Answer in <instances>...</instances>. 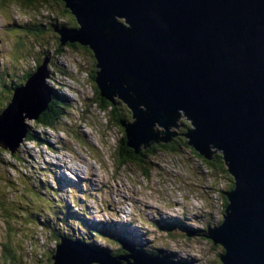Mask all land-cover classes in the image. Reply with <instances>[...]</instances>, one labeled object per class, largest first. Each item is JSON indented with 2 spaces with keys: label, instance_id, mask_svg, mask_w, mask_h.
I'll return each mask as SVG.
<instances>
[{
  "label": "water",
  "instance_id": "obj_1",
  "mask_svg": "<svg viewBox=\"0 0 264 264\" xmlns=\"http://www.w3.org/2000/svg\"><path fill=\"white\" fill-rule=\"evenodd\" d=\"M64 2L80 28L58 30L59 40L89 46L100 95L113 105L118 97L132 110V124L119 121L127 145L138 153L141 146L183 135L207 159L220 152L235 187L226 193L223 220L201 236L223 247L222 264H264V0ZM49 62L45 56L16 87L0 122L38 119L48 108ZM31 103L39 106L20 110ZM182 113L192 127L185 134L169 132V126L178 129ZM25 136L23 127L10 144L3 134L0 147L13 152ZM118 242L129 254L111 257L61 238L51 258L53 264H186Z\"/></svg>",
  "mask_w": 264,
  "mask_h": 264
},
{
  "label": "rangeland",
  "instance_id": "obj_2",
  "mask_svg": "<svg viewBox=\"0 0 264 264\" xmlns=\"http://www.w3.org/2000/svg\"><path fill=\"white\" fill-rule=\"evenodd\" d=\"M36 8H24L25 11H23L16 5H10L9 7L3 5L2 8L0 6V108L8 99L10 92L13 91L12 86L21 82V78L27 72V68L40 61L38 58L53 55V50L48 49L49 54L41 52L39 44L36 42L32 47L26 45L28 41L33 42L35 36L37 41L40 38L46 41L57 38L52 26L53 20L48 19L46 12L38 14L34 12L33 10ZM58 14L60 13L58 12ZM39 22L47 27L42 31L33 30L36 33L34 38L31 35H25L32 32L27 29L24 31L25 34L21 33L23 24L28 23V25L32 26L39 24ZM27 46L28 48H26ZM65 51V56L58 57L57 61L62 63L70 73L65 83L70 85L74 91L70 92L68 90L69 94L71 93L70 95L72 96L77 94L80 102L72 103L69 99H66L68 102L66 103L61 97H57V105L64 108L62 114L66 115L65 118L61 119L62 122L66 123L63 130L60 129V131L56 132L41 126H35L32 119L23 120L18 116L13 119L14 124L11 119L7 124L4 121L0 122V138L4 134L8 137V143L10 144L15 142L18 134L21 135L23 133V127L26 129V133L30 127L35 136L38 133L39 138L43 137L45 138L43 140L49 143H56V140H59L63 147L60 152H55V148L50 149L44 142L40 144V141L35 142L24 139L13 149V153H18L15 156V161L10 155L0 154V158L2 159L3 157L6 164L0 163L2 166L0 175L4 177L6 186L4 190L6 191L5 198L19 206L22 213H25L23 216L28 215L29 218V214L36 215L40 213L38 220H36V216L32 217L36 221H30V219L23 217L18 218L22 220L20 228L16 227L19 232L14 233V236L16 238L18 236V238L16 242H12V250L5 253L4 256L2 243H11V241L4 239L5 231L7 232V228H9L6 227L9 219L3 220L0 215V264H52L50 258L52 252L49 249L55 248L56 245L61 243V238L66 239L76 235L87 236L86 230H81L72 225L74 221L72 224L69 221L61 220L62 223L59 221V219H62V214H60L58 208L67 210V206L62 202L70 205L71 201L77 199L78 194L86 192L85 190H80L77 194L76 192L71 194V188L68 189L67 186L59 187L52 180L51 177L57 179L60 174H63L62 169H67L73 176L72 168L77 169L81 176L87 175L92 183H95L91 187L93 189L97 187L98 173L102 169L105 170V182L109 181L112 184L113 180L111 178L116 176L117 181L124 186L121 189L113 185L103 186L98 193L101 196L106 193L105 197L107 198H110L107 190H110L118 199L121 191L127 193L129 188L133 187V185L131 186V180L137 184L136 190L130 189V192L133 193L130 197L138 202L148 200L143 202L146 207L145 215L147 218L145 217L141 222L143 229L147 232L146 238L149 241L144 247L149 245L150 248H153L151 247L153 244L157 251H163L165 255H170L172 260L176 258L185 259L184 263L186 261L203 262L213 258L221 249L213 244V239L201 236L203 235L202 233L197 234V230L194 231V229L205 226L208 221L211 222L210 226H213L218 221L219 216H222L223 208L220 205L219 196L216 194V190L219 192V189L225 185L222 178H215L214 182L209 181L203 174L205 169L200 166V162H196L193 158L190 159L188 154L179 155L174 160L176 164L171 160H149L151 161V168L148 169L150 175L147 180L141 177L136 168L119 167L116 164L115 152L119 149V138L122 134L116 125H112L111 121H108L106 114L90 100L94 95L92 93L93 88L88 82L85 73V71H88L90 62L87 61L86 56L80 53L75 55L74 52L68 49H65ZM52 69H54L53 66ZM22 73L23 75H21ZM62 76H53L54 86L61 83L60 78ZM65 91L67 90L63 92ZM67 96L69 95L66 94L65 97ZM85 100L90 101V103L85 102ZM32 106L31 103L20 110L23 113L32 112L39 105L36 103L33 109L31 108ZM15 109L13 111L16 114ZM1 112L2 115H6L10 111H8V108H3ZM132 114L131 111V116ZM10 115H12V112ZM27 124L30 126L27 127ZM55 125H58V122ZM11 126L14 127L11 128ZM160 127L164 129V127ZM60 135L64 138H60ZM160 152L166 154L163 150ZM60 155L66 156L61 161L53 158ZM86 155L94 157L96 161L100 162L101 168L98 171L90 169L91 164L85 160L87 159ZM186 164L191 171L189 169L186 170ZM81 170H85V172H81ZM112 171L115 175H111L110 172ZM39 179L40 181H38ZM50 191L55 193L61 205L54 201ZM141 191L143 192L142 194ZM37 195L42 196L39 202L36 201ZM84 195L86 196L87 193H84ZM32 197L35 199L34 202H32ZM109 200L111 201V199ZM73 203L74 205H79V201H74ZM161 207L169 211L172 219H178L179 217L183 219L184 216L186 217L185 227L187 229L185 230V236H179L181 229L176 232L172 230L175 235L167 233L168 229L165 226V219L160 217L153 219V213L158 216L156 211ZM26 209L30 211L27 212ZM46 210H50V213H46ZM17 211L19 212L20 210ZM55 211L59 213L57 216L54 214ZM100 227L113 229V231H123V228H126L128 232L131 231L130 224L125 227L122 223L113 227L109 225ZM12 228L15 229L14 226ZM187 230L194 231L195 235L187 236ZM53 231L58 232L59 235H64L60 237L59 242H56ZM10 239L13 240V237L10 236ZM93 239H95L97 245L109 247L111 244L114 246L106 234H97V237H93ZM88 243L95 244L94 241H89ZM124 251V255L129 254L128 250L124 249Z\"/></svg>",
  "mask_w": 264,
  "mask_h": 264
},
{
  "label": "trees",
  "instance_id": "obj_3",
  "mask_svg": "<svg viewBox=\"0 0 264 264\" xmlns=\"http://www.w3.org/2000/svg\"><path fill=\"white\" fill-rule=\"evenodd\" d=\"M3 5H6L8 7L10 5H16L23 11H25L24 8L37 7L35 10H33L34 12H36L37 14L41 13V12H46V16L48 17V19L53 20L52 26H53V29L55 32V36L57 38H54L52 40L49 39L47 41L40 38L37 41L36 36L34 38V34H36V33L33 30L42 31V30H44V28L47 27V26L43 25V23H41V22H39V24H34L32 26L28 25V23L23 24L22 25L23 30H21V33L25 34L24 33L25 29L32 31L29 34H25V35L26 36L31 35L34 38V40H33V42L28 41L26 45H29L32 47L33 44H35V42H36L39 44V48H40L41 52H47V54H49L48 49L53 50L52 51L53 55L49 56V58H50L49 66L54 67L53 70L55 73H57V75L69 74L68 71L65 69V67L62 65V63L57 61L58 57L65 56V53H66L65 49H68L69 51L74 52L75 55L80 53V54L86 56L87 61L90 62V66L88 68V71H85V73H86L88 82L91 84V86L93 88L92 93L94 94L91 101L94 102L95 105L98 107V109L103 111L105 114H108V111H107L108 108H111L114 106L116 109V113L118 112V114H119V120L117 118H114L113 119L114 122H111L112 125L117 126V129L122 134L121 137L119 138V145H118L119 149H118V151L115 152L116 164L119 167H126V165H128L127 166L128 169H135L136 168L139 171L140 175L147 180L149 175H150L148 169L151 168V166H150L151 161H149V160H151V159L159 160V161L160 160H164V161L165 160H171L173 163L176 164V162H174V160L176 158H178L179 155L188 154L190 156V159L193 158L196 162H200V166L205 169L204 170L205 173H203V174L205 175V178H207L209 181L214 182L215 178H218V177L222 178L225 185H223V188L219 189V192H218V190H216V194L219 196V202L223 208L222 215H223V213H225V208L229 204V199H228L226 193L228 191L233 190V188L235 187V184H234V179H233L232 175L229 173L227 166L225 165V162L222 158V154L220 152H214L211 155V159H207L204 155L200 154L198 152V150H196L194 147L189 145L187 143V138L183 135H176V137H174L173 139H171L168 142L159 141L158 144L156 142H152L149 146H146L144 148H143V146H141L139 148L138 153L134 152L133 147L127 145V135H126V130L124 128L125 126L123 127V125L119 121H120V119L126 118V122L128 121V119H129V122H132L131 121V114H130V112L127 111V110L131 111V109L127 106V104L125 102H123V100H121L118 97L114 98V102L116 100L117 102H120L122 104L118 103V104L113 105L112 102L109 101L106 97L100 95L101 91H100L99 87L97 86V82H96L97 61H96L94 52L90 49L89 46L80 44L77 41L76 42H69L68 41L65 44H61V41L59 40V37H58L59 34H57L58 30L64 29V28H66V29H71V28L78 29V28H80V24L77 21L76 16L73 15L71 13V11H69L66 8L64 0H0L1 8L3 7ZM21 7L22 8L24 7V8L22 9ZM58 12L60 14H58ZM58 19L60 20L59 22H58ZM27 21H25V22H27ZM26 48H28V46ZM43 58H38V60H40V61H38L36 63V65H35L36 67H34V68L28 67L27 72L21 78V82L12 86L13 91H11L10 95H8V99L6 100L5 103H3V105L0 108V111L3 108L7 107V104L9 103L11 97L13 96L15 87L23 84L26 81V79L30 76V74L37 70V67L40 65ZM58 86L61 87L62 86L61 83H59ZM57 97H61V98L65 99L64 98L65 96L63 94H61L59 92V90L58 91L54 90V95L52 97V101L48 105L47 110L42 111L39 114L38 119L32 120L35 126H41L43 128H48V129L50 127H53V128H57L58 130H60V129L63 130V128L65 126V122H62L61 119L65 118L66 115L62 114L64 111V108L59 107L57 105ZM85 102L90 103V101H88V100H85ZM124 110H126L127 112H125ZM129 114H130V116H129ZM107 117L109 118L110 116L107 115ZM56 122H58L57 126H55ZM178 122L181 124V128H182L181 133H178V134H185V132L188 130V128L192 127L191 122L187 119V117L183 113L181 114ZM29 126L30 125L27 124V127H29ZM157 127L159 129H162L160 126H157ZM26 134L27 135L24 138L25 140H32L35 142L40 141V144H42V140L45 139L43 137L39 138L38 133H36V136H35L32 133L30 127L27 130ZM161 150L165 151L166 154H162L160 152ZM16 151H17V149H16ZM0 154L8 155V156L10 155V157L13 158L14 161H15V156L18 155V153L15 154L12 151H10L9 149H4L2 147H0ZM0 163H4V165H6L5 159L3 157H2V159L0 158ZM1 167L2 166L0 165V168ZM188 169L191 171L190 167L186 164V170H188ZM212 176H213V178H212ZM4 182H5L4 177L2 175H0V193L2 192L0 194V215L2 216L3 220L9 219V220H7L8 226H6L9 228H7L8 229L7 232L5 231L4 239L11 241L10 244H9V242H4V244L2 243V247L4 248L3 256L8 251L10 252L12 250L11 244H12V242H16V240L18 238V236H17V238L14 236L15 235L14 233L19 232V229H17V228H20V224L22 223V220H20L18 218L23 217V218L30 219V221L33 220L32 217H34V216H36V220H38L40 218L39 217L40 213H37L36 215H32V214L28 213L29 218H28V215L23 216V215H25V213H22L20 207L17 206L16 204H14L12 201H9L8 198H5L6 191H4V190H5L6 186H5ZM72 190L74 191V189H72ZM50 193L52 194V196L55 195V193L52 191H50ZM53 198H55V197H53ZM41 199H42V196L37 195L36 201L39 202V201H41ZM55 199H57V198H55ZM30 200H32V199H30ZM34 200L35 199L33 198L32 202H34ZM62 203L67 206V210H63V209L58 208V210H60L59 211L60 214H62V219H59V221H61V220L65 221V222L69 221L72 224V222L75 220V216H76V212H74L73 208H72L75 205H74V203H71L72 204V207H71L67 203H64V202H62ZM57 204L61 205L60 202H57ZM17 210H20V211L18 212ZM26 211L29 212L30 210L26 209ZM46 213H50V210H46ZM54 214H55V216H57L59 213L57 211H55ZM78 217H79V219L77 221L79 223L78 226H80V227H82V225L84 226V221H86V219L83 216V211L80 213V215ZM36 220H33V221H36ZM222 220H223V216H219L218 221L215 222L214 225L219 224ZM91 221L93 222V226H91V231L88 233V235L86 234L88 239H85L84 236H77V237H73V236L68 237L67 236V237L69 239H81L84 244L90 245L94 249H96L100 252H105L108 255L109 254L111 255V254L125 253V251L122 248V245L118 242V240L124 239L125 242L128 240V242L130 244L134 245L136 248H139L145 252L152 253V254H159L160 256H166V257L171 258L170 255H165V253L163 251H157L153 244L151 245V247H153V248H150L149 245H148V247H144V245L148 244V243H144V242L141 243L140 241H138L139 240L138 236H136V239H135L134 238L135 233H134V230H132V229L130 232H128L127 229H125L123 231H112V230H108V229H105L103 227H100V226H107V224L100 223V221H96L93 219H91ZM61 223H62V221H61ZM210 223L211 222L208 221L207 224H205V226H202L201 229L197 230V234L198 233L206 234V228H208L211 225ZM98 225H99V227H98ZM13 226L15 227V229L12 228ZM165 226L168 229L166 232L171 234V235H175V232L179 231V229H181V233L179 234V236L183 237V236H185L184 234H186L185 230L187 229V227L183 226L181 224V222L178 221L177 219L166 221ZM93 230L96 231L97 233H95ZM172 230L175 232H173ZM97 234L98 235L99 234H102V235L106 234L107 237L108 236L111 237V241L115 244V246L107 247V246H102V245H95L93 243L89 244L88 240L91 241L93 239V238H91L90 235H95L94 237H96ZM10 236L13 237V240L10 239ZM53 236L55 237L56 242H59L60 237H63L64 235H59L58 232L53 231ZM30 237H31V235H30ZM213 244H215V243H213ZM215 246H217L219 249H221V251L220 252L218 251L219 253L215 254L214 257L210 258L208 261H203V262L202 261H197V262L186 261V263L187 264H222L221 260H220V254L223 252V247L221 245H217V244H215ZM55 248H53V250L51 251L52 253L54 252ZM49 250H51V249H49ZM52 256H53V254L50 256V258ZM7 260H6V262H7ZM173 260H175V261L181 260L184 262L185 259L176 258ZM51 263L53 264L52 258H51ZM2 264H4V263H2Z\"/></svg>",
  "mask_w": 264,
  "mask_h": 264
},
{
  "label": "flooded vegetation",
  "instance_id": "obj_4",
  "mask_svg": "<svg viewBox=\"0 0 264 264\" xmlns=\"http://www.w3.org/2000/svg\"><path fill=\"white\" fill-rule=\"evenodd\" d=\"M115 97H113V99H114ZM92 99V97L90 98V100ZM109 100V99H108ZM110 101V100H109ZM115 103L117 104V103H119V104H122V103H120V102H117L116 100H115ZM113 104V103H112ZM107 111H108V114H106V117H107V115H109L110 117L108 118L107 117V119H108V121H111V122H114L113 121V119L114 118H117L118 120H119V114H118V112L116 113V109H115V106L114 107H111V108H108L107 109ZM125 112H130V114H131V111H129V110H124ZM130 114H129V116H130ZM131 119H133L132 118V116H131ZM124 120V123L125 124H127L128 122H129V119H128V121L126 122V118H124L123 119ZM175 124H177L179 127H178V129L176 128V127H174V126H169V132H175L176 134H178V133H181V130H182V128H181V124L178 122V120L177 121H175ZM124 127V126H123ZM125 128V127H124ZM190 128V127H189ZM188 128V129H189ZM165 129V128H164ZM174 137H176V135L174 136ZM173 136H170V138L171 139H173L174 138ZM168 142V141H167ZM169 161V160H168ZM126 166H128V165H126ZM104 172H105V170L104 169H102V171H100L99 173H98V179H97V185H98V187H100L101 189L103 188V186H108V185H113L114 187H120V189H121V187H123L124 185L123 184H121L119 181H117V179H116V176H113L112 178H111V180H113V183L111 184L109 181L108 182H105V179H104ZM111 173V175H115V173L112 171V172H110ZM142 177V176H141ZM143 178V177H142ZM144 180H146L145 178H143ZM133 185V187L131 188H129V191L126 193V192H124V191H121L120 193H119V197H118V199H117V196H114L113 194H112V192L110 191V190H107V193H108V195H110V198H107V197H105V194L106 193H104V194H102V198L104 199V200H109V199H111L112 200V206H114V207H118V208H123V205L124 204H130L131 205V207H132V211H131V217H132V219L133 220H135V221H138L139 223L138 224H135L134 226H133V228H135L137 231H139V232H141V233H147L144 229H143V224L141 223L142 221H143V219H145V217H146V215H145V210H146V207H145V205H144V203L143 202H147V201H142V202H138L136 199H134V198H132V197H130L131 196V194H133V193H131L130 192V189H132V190H136V187H137V184L134 182V181H132L131 180V186ZM120 189H119V191H120ZM118 191V192H119ZM143 192L141 191V194H142ZM157 213H158V216H156V215H154V213H153V219L154 218H158V217H160L161 219H165V221H170V220H173L172 218H170L171 217V214L169 213V211L167 210V209H165L164 207H161V208H159V209H157V211H156ZM101 213H104V211L102 210L101 211ZM147 218V217H146ZM185 216L183 217V219H181L180 217L177 219L178 221H180L181 222V224L183 225V226H185ZM202 227H200L199 229H201ZM199 229H194V231H196V230H199ZM53 250V248L51 249V251ZM53 254V253H52ZM119 255H124L123 253H118V254H109V256H111V257H117V256H119ZM126 262H124V264H125Z\"/></svg>",
  "mask_w": 264,
  "mask_h": 264
},
{
  "label": "clouds",
  "instance_id": "obj_5",
  "mask_svg": "<svg viewBox=\"0 0 264 264\" xmlns=\"http://www.w3.org/2000/svg\"><path fill=\"white\" fill-rule=\"evenodd\" d=\"M68 87L70 88V89H72V90H74L72 87H70V85H68ZM54 95V94H53ZM53 97V96H52ZM65 99H63V101H65L66 103H68L67 102V97H64ZM70 100V99H69ZM51 101H52V98H51ZM51 101H50V103H51ZM72 103H76V102H80V100H79V98L78 99H72V101H71ZM49 103V104H50ZM48 104V105H49ZM47 110V109H46ZM45 110V111H46ZM32 120H36V119H32ZM66 124V123H65ZM55 126H57V125H55ZM45 129H48V128H45ZM54 130V131H60V130H58L57 128H53V127H50L49 128V130ZM60 138H64V137H62L61 135H60ZM61 143V142H60ZM38 181H40V179L38 180ZM46 189V188H45ZM68 204V203H67ZM70 205H71V207H72V204L70 203ZM73 208V211L74 212H76V216H75V220H74V222H73V224L72 225H76V224H79L77 221H78V219H79V215H80V209H79V206H77V205H75L74 207H72ZM84 223H89V222H87V221H84ZM91 226H93V225H91ZM86 230V234L88 235V233L91 231V227H88V228H86L85 229ZM109 230V229H108ZM94 231V230H93ZM95 233H97L96 231H94ZM134 233H137V231H135L134 230ZM100 235V234H99ZM140 235L142 236V242H144V243H148L149 241L147 240V238H146V235L147 234H143V233H140ZM91 236V238H93L95 235H90ZM73 237H77V235L76 236H73ZM85 239H88L87 238V236L86 237H84ZM143 238H145L144 240H143ZM72 240H75V239H72ZM90 240H88V242H89ZM94 241V243H95V239H92L91 240V242H93ZM96 244V243H95ZM130 244V243H129ZM97 245V244H96ZM130 245H132V244H130ZM134 246V245H133Z\"/></svg>",
  "mask_w": 264,
  "mask_h": 264
},
{
  "label": "bare ground",
  "instance_id": "obj_6",
  "mask_svg": "<svg viewBox=\"0 0 264 264\" xmlns=\"http://www.w3.org/2000/svg\"><path fill=\"white\" fill-rule=\"evenodd\" d=\"M52 98V97H51ZM135 121V119H133V121L132 122H128L129 124H132L133 122ZM84 244V243H83ZM85 246H89V245H87V244H84ZM90 247V246H89Z\"/></svg>",
  "mask_w": 264,
  "mask_h": 264
}]
</instances>
